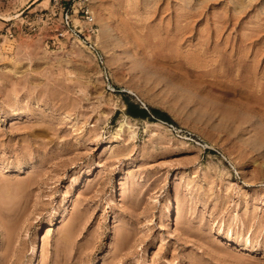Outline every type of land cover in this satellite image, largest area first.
<instances>
[{"label":"rangeland","instance_id":"1","mask_svg":"<svg viewBox=\"0 0 264 264\" xmlns=\"http://www.w3.org/2000/svg\"><path fill=\"white\" fill-rule=\"evenodd\" d=\"M89 2L0 38V264H264V0Z\"/></svg>","mask_w":264,"mask_h":264},{"label":"built area","instance_id":"2","mask_svg":"<svg viewBox=\"0 0 264 264\" xmlns=\"http://www.w3.org/2000/svg\"><path fill=\"white\" fill-rule=\"evenodd\" d=\"M3 2L4 0H0V5ZM22 13L23 11L19 14ZM0 20L5 27L4 31L3 28L0 29V38L5 36L11 39L18 30L25 35L39 33L40 26L43 25L51 42H77L95 57H99L95 37L98 29L91 17L89 0H48V6L25 13L19 28L13 22L14 18L0 16Z\"/></svg>","mask_w":264,"mask_h":264},{"label":"bare ground","instance_id":"3","mask_svg":"<svg viewBox=\"0 0 264 264\" xmlns=\"http://www.w3.org/2000/svg\"><path fill=\"white\" fill-rule=\"evenodd\" d=\"M90 10H91V17L93 18V20L95 21V17H94V12H93V10H92V8H91V6H90ZM17 15H19V14H17ZM175 26L177 25V24H174ZM174 26V27H175ZM177 29V28H176ZM99 30V29H98ZM185 32V31H184ZM182 33V32H181ZM181 35V34H180ZM95 37L97 38V40H98V38H99V31H98V33H96V35H95Z\"/></svg>","mask_w":264,"mask_h":264}]
</instances>
